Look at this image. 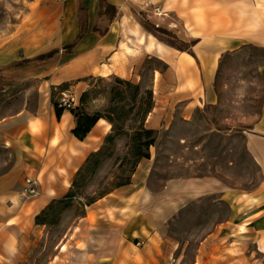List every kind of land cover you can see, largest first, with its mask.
Returning <instances> with one entry per match:
<instances>
[{
    "label": "rangeland",
    "instance_id": "374dc122",
    "mask_svg": "<svg viewBox=\"0 0 264 264\" xmlns=\"http://www.w3.org/2000/svg\"><path fill=\"white\" fill-rule=\"evenodd\" d=\"M168 1L154 10L157 26L148 14L139 19L158 41L189 49L200 40L208 48L215 41L223 45L226 39L233 48L217 53L213 86L195 89L190 106L188 101H176L181 94L173 91V72L155 56L140 61L139 77L124 79L140 86L139 91L110 76L45 92L39 78L22 74L7 80L0 74V124L23 111L58 104L82 116L99 115L109 128L67 194L35 217L33 235L18 264H101L119 250L118 228L133 214L137 221L124 238L129 244L123 246L137 252L146 238L157 234V264H264V255L255 253L253 242L234 245L220 230L233 219V200L264 184L263 170L248 148V137L264 108V0ZM62 4L63 0H0V37L8 43L19 33L36 29L56 16ZM102 5L113 16L114 8L106 0ZM55 22L60 27L59 18ZM81 25L87 29L86 11L81 13ZM150 104L157 115L150 122L149 115L145 126L156 132V143L149 150L143 148L149 158L139 159L135 133ZM1 140L0 136V181L6 177L4 186L14 196L0 195V229L15 217L11 204H17L20 195L18 175L25 186L27 178L34 179L20 148ZM204 178H213L219 186L201 194L193 181ZM24 189L22 197L29 202L40 195V186L33 198ZM123 189L129 191L126 198L120 196ZM11 231L15 236L17 229ZM7 247H12L11 240L0 233V253L6 254Z\"/></svg>",
    "mask_w": 264,
    "mask_h": 264
},
{
    "label": "crops",
    "instance_id": "0c3cea01",
    "mask_svg": "<svg viewBox=\"0 0 264 264\" xmlns=\"http://www.w3.org/2000/svg\"><path fill=\"white\" fill-rule=\"evenodd\" d=\"M102 1L84 0L87 31L80 39L81 0H63L62 8L56 12V16L34 30L19 33L8 43L0 37V74L7 80L17 79L22 74L39 78L45 92H51L52 88L85 83L92 77L137 78L140 61L155 56L173 72V91L181 94V98L178 97L176 101H188L187 106H190L195 103L192 97L195 89L201 84L206 91L213 86L216 67L212 66V62L217 53L221 55L233 50L226 39L223 45L215 41L208 48L200 40L189 49H179L158 41L139 19L142 14H148V18L157 26L154 10L157 4L169 3L167 0H106L114 8L113 16L108 15ZM58 18L60 27L55 22ZM52 21L55 23L50 26ZM75 41V45L67 50L66 47ZM50 52H55L51 58L37 60ZM157 73L155 71V86ZM210 103L213 104L212 98ZM154 114L157 115L156 108L150 114L149 122ZM104 122L99 120L88 136L80 140L73 134L77 119L72 112L65 110L58 117L55 107L50 104L34 112L23 111L0 124L2 143L12 146L16 144L20 148L25 168L40 183L39 197L29 202L22 197L25 183L21 174L17 177L20 195L16 199L18 203L11 204L15 217L3 222L0 229L1 236L5 240L10 239L12 247H7L6 254L0 253V264H18L25 255L28 240L33 235L35 217L55 198L67 194L74 177L89 156L98 150L102 137L109 132ZM261 134L264 135V108L262 119L250 134L251 137H248L249 151L264 173V136ZM6 180L4 177L0 181L3 186L0 195L13 197L11 189L4 186ZM193 184L199 185L198 188L195 186V190H200L201 194L213 192L214 186H219L213 178H204L198 183L193 181ZM128 192L123 189L120 196L126 198ZM225 194L223 189V202L227 199ZM6 200L10 202V199ZM232 215L233 219L220 227L226 234L224 239L234 245H245L250 240L255 245V253L264 255V184L254 193L239 195L234 199ZM134 221H137L135 214L122 221L118 228L122 232V245L101 264H157V234L146 238L137 252L130 253L131 247L123 246L129 244L124 243V238L130 235ZM13 228L17 229L15 236L11 231Z\"/></svg>",
    "mask_w": 264,
    "mask_h": 264
},
{
    "label": "trees",
    "instance_id": "16d2710c",
    "mask_svg": "<svg viewBox=\"0 0 264 264\" xmlns=\"http://www.w3.org/2000/svg\"><path fill=\"white\" fill-rule=\"evenodd\" d=\"M83 2H84V0H81V7L79 10L80 14L86 11V8L83 5ZM86 31H87L86 26L81 25V32H80L78 39L82 38L85 35ZM75 43H76V41L74 43H72L71 45L67 46L66 47L67 50L71 49L75 45ZM54 53L55 52H50L46 55H42V56L38 57L37 60H39V61L47 60V59L51 58L54 55ZM18 65H20V64H18ZM118 83L121 85H124L126 87H134L137 91L140 90V86H135L130 81H127L124 79L118 80ZM67 85L68 84H64L61 87L67 86ZM147 94H148L150 101L153 105L152 92L148 91ZM54 106H55L58 117H60L62 112L65 110H70L72 112L74 117L77 119V125H76L75 129L73 130V134L75 135L76 138H78L80 140H84L88 136V134L91 132L92 128L102 118L99 115H94V116L84 115V116H82L75 109L68 108V106H63V105H58V104H55ZM152 109L153 108L151 107V104H150V107L146 111V114L141 118V121L139 122V127H138L137 133H135L136 140L138 141L137 157L139 159L140 158H149V154L147 152L143 151V148L149 150L150 147L154 146L156 143V138H155L156 132L152 129L146 128V126H145V121H146L147 117L151 114ZM153 134H154V136H153ZM90 156H92V155H90ZM90 156H89V158H90ZM82 168L79 170V172L77 174H79L82 171Z\"/></svg>",
    "mask_w": 264,
    "mask_h": 264
},
{
    "label": "built area",
    "instance_id": "2783aa9c",
    "mask_svg": "<svg viewBox=\"0 0 264 264\" xmlns=\"http://www.w3.org/2000/svg\"><path fill=\"white\" fill-rule=\"evenodd\" d=\"M39 180L38 179H32V178H27L26 179V186L24 189V193L27 197H36L39 195Z\"/></svg>",
    "mask_w": 264,
    "mask_h": 264
}]
</instances>
